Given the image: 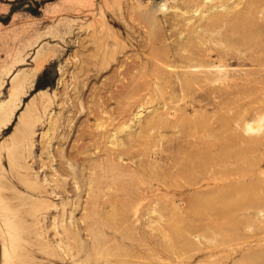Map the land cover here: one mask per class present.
<instances>
[{"label":"rangeland","instance_id":"obj_1","mask_svg":"<svg viewBox=\"0 0 264 264\" xmlns=\"http://www.w3.org/2000/svg\"><path fill=\"white\" fill-rule=\"evenodd\" d=\"M243 30L248 40H244ZM262 36L264 0H0V112L3 108L7 109L4 119L0 114V171L9 186H13L7 192H17L23 198L44 200L52 205L47 219L49 222H53L60 207L70 201L79 199V203L85 206L90 186L85 187L82 179L63 176L60 182L65 181V188H56L54 179L59 178L61 167L69 171L75 169L76 173L84 170L85 177L90 173L79 164L75 155L77 151H83L85 154L79 158L97 159V151L93 147L83 148L89 139L82 140L79 131L86 129L97 133L94 129L99 121L93 116V107L101 95L106 99L103 123L109 122L107 118L112 117L123 129L118 134L124 143L122 151L125 150L119 161L120 170L131 172L138 168L139 172L132 183L133 189L132 184L122 179V191L117 192L121 198L127 197L123 199L128 200L124 204V215L129 214L133 207L139 210V215H123L127 224L135 221L137 230L160 234L152 229L156 223L159 224L158 217L164 206L165 209H186L192 198L215 203L216 210L208 209L207 212L217 213V220H221L218 222L216 215L209 216V213L207 218L205 210L200 219L190 221L193 223L185 227L191 229L195 224L192 228L195 233L191 230L182 236L174 229V221L170 217V221L167 218L168 224L166 218L161 217L160 224L166 223V233L173 241L170 246L172 251L169 249L163 256L161 249L157 248L154 253L157 256L152 257L151 263L167 259L171 264H239L246 256L263 255L264 49L258 42ZM184 44L188 45L184 47ZM159 51L164 61L159 59L163 63L156 56ZM152 52L156 53L154 57L150 56L154 54ZM176 56L179 60L183 59L178 61ZM156 58L157 62L152 60ZM213 65L225 66L221 68V76L216 67L207 71ZM190 66L197 69H188ZM184 70L187 72L184 73ZM194 72L196 81L186 84L185 79ZM211 74L220 76L221 81L210 82L206 76ZM134 76L136 81H132ZM121 84H125L124 87ZM117 86L124 88L120 90L121 95L115 94L120 88L117 89ZM46 101L53 105L43 116H34L36 125L31 126L32 135L28 140L22 133L29 132L25 120L28 117L32 120L33 111ZM70 117L72 122L68 125L65 120ZM148 120L156 121L154 127L151 126L153 130L141 127ZM187 120L194 126H190ZM58 121L61 127L52 132L51 125ZM203 122H209L210 131ZM246 124L259 125V130L245 132ZM108 130L109 134H115L111 128ZM211 131V136L218 142V154L237 155V159L234 158L228 166L215 165V171L213 164L206 159L203 161L201 155H197L198 159L195 155L204 151L202 145L211 143L208 142ZM52 134L53 140H50L49 154L46 155L45 148ZM156 137L162 140L156 143ZM129 139L135 141L129 144L126 141ZM201 140H204L203 143H199ZM3 145L18 154L28 166L27 173H22V162L18 158L16 171H10L14 166H8L9 154L3 152ZM105 145L107 149L112 148L110 143ZM148 147L152 152L160 148L164 151L165 158L163 161L159 159L158 168L144 153ZM230 149L233 155L227 153ZM241 160L245 163L242 164ZM187 162H190L189 166ZM193 162L195 175L192 172ZM221 166L229 174L223 171V176ZM256 166L258 171H255ZM251 168V171L247 170ZM142 169L147 170L143 173ZM201 170L206 174L202 175ZM150 172L153 174L150 175ZM192 174L194 176L189 178L188 175ZM23 177L41 181L47 195L42 194L41 198L36 194L28 196L23 190L15 189L17 180ZM215 186L218 188L215 189ZM51 192L63 194L56 196ZM227 203L228 214L231 215L226 216L218 211V207ZM83 213H75V220H79ZM208 220L216 221L215 226L210 225L213 222ZM228 233H232L234 239ZM50 239L53 245L59 242L52 233ZM180 241L182 245L178 249ZM185 242L189 245L185 246ZM176 248L178 251L174 250Z\"/></svg>","mask_w":264,"mask_h":264},{"label":"bare ground","instance_id":"obj_2","mask_svg":"<svg viewBox=\"0 0 264 264\" xmlns=\"http://www.w3.org/2000/svg\"><path fill=\"white\" fill-rule=\"evenodd\" d=\"M234 19H235V17H234ZM232 21H235V20H232ZM213 23H214V21H213ZM206 26H208V23H207ZM241 34L244 37L247 36V33L244 30H243V33H241ZM189 39H190V37H189ZM245 39L248 40V37H245L244 40ZM250 40H251V38H250ZM227 42H229V41L227 40ZM258 42L260 43L261 46H263V49H264V36H262V39H260V41H258ZM185 44L182 45V46L186 47L188 45L187 44L185 46ZM231 44H233V43H231ZM234 45H236V44H234ZM192 47H193V44L191 45V48ZM188 48H190V47H188ZM188 48H186V49H188ZM188 52H187V54H188ZM153 53L154 52H152L151 54H153ZM158 53H159V55L157 54L156 56L158 57V59L159 58L161 59L162 57L160 56L161 55L160 51ZM155 54L156 53H154L153 55H150V56L154 57ZM190 54L191 53H189V55ZM219 57H221V56H219ZM196 58H198V57H196ZM158 59L156 58V59H152V60H154V61L156 60L155 62H157ZM182 59L183 58H181L180 60H182ZM149 60H150V58H149ZM161 60L164 61L163 59H161ZM161 60H160V62H161ZM180 60L178 58V61H180ZM174 61H176V60H174ZM166 62H168V61H166ZM161 63H163V62H161ZM171 63L172 62H170V64ZM182 63H184V62H182ZM201 64H202V62H201ZM196 65H197V63H196ZM215 67L220 70V71L217 70L216 72L220 73V76H221V73L223 72L221 68H223L225 66H221V65L209 66L207 71H209V68L211 70V68L214 69ZM160 68L161 67H159V70H160ZM176 68H179V67H176ZM193 68H196V67H191V66L188 67V69H193ZM82 69L83 68H81V70ZM183 69H184V67H183ZM168 71H170V70H168ZM174 71H176V70H174ZM183 72L186 73L187 71L185 72V70H184ZM140 73H141V70H140ZM179 73H182V72L179 71ZM128 74L129 73L127 72V75ZM155 74H156V72H155ZM162 74H164V73H162ZM139 75H141V74H139ZM142 75H141V77H142ZM131 76H133V75H131ZM136 76L138 77V75H136ZM164 76H165V74H164ZM220 76H218L217 74L215 76L207 75L206 78H209L210 82L211 81H213V82H218L219 81L220 82L221 79H222ZM177 77H179V75ZM196 77H197V75H195V72H194V75H191V76L187 77V79H185V83L187 84V83L195 82L196 81L195 80ZM151 78H153V77L151 76ZM132 79H133L132 81H134V79H135V81L137 80L135 76L132 77ZM142 79H146V78L142 77ZM170 79H171V76H170ZM182 79H184V77ZM139 80H140V78L138 79V81ZM167 80H168V82L171 81V80L169 81V79H167ZM181 80H179V82ZM223 80H224V78H223ZM129 81H131V80H129ZM203 81H205V80H203ZM157 82H158V80H157ZM134 83L136 84V82H134ZM164 83H162V84H164ZM185 83L183 82V85H185ZM204 83H206V82H204ZM204 83L201 84V85H204ZM197 84H200V83H197ZM124 85L125 84H123V85L121 84V86H123V87H124ZM121 86H117V89L120 87L119 90H116V88H115V90H116L115 94L116 95H121V91L120 90H121V88L124 89ZM157 86H158V84H157ZM186 88H188V87H186ZM165 90L166 89H164L163 91H165ZM185 90H187V89H185ZM154 91H156V90H154ZM163 91L161 93L162 96H163ZM155 93H157V92H155ZM161 94H160V97H161ZM172 98H170V99H172ZM105 100L106 99H103V97L100 95V97L97 98V101L95 102V105L93 107V116L95 117L96 121H99V124L97 125V128L94 129V131H96L97 133L88 132L86 129H82L81 131H79V135L82 138V140H85V138L89 139V142L87 144H84L83 148L86 149L87 147H93L97 151V153H96V158L97 159L96 160L89 159V158H83L82 159L81 157L79 158L78 156H82L83 154H85L83 151H77V154L75 155L76 160H79L78 161L79 164L81 166L85 167V170L89 171L90 173L88 174V176L85 177L83 175L84 170H81L80 172L76 173L75 169H71V168H73V166H71V168H70L71 171H69L67 168L61 167V171L59 172V178H57V180L54 179L56 181V183H54V184H56L55 185L56 188H65V185H64L65 181L60 182L61 178H63V176L71 177L74 180H77V179L80 178V179H82V181H84L85 187H89L90 186V188H89L90 192H88L89 198L85 202V206L84 207L79 203V199L77 201H75V202L70 201L67 204L62 205L60 207V209H59L57 217L55 219H53V222H49V221H47V219H48V215L51 213V209L50 208H52L53 206L48 204L44 200H30L27 197H24V198L21 197L22 195H18L17 192H7L10 189H12L13 186H11V185L9 186L7 179H5L2 176V172L0 171V264H153L151 262L153 260L152 257H154V256L156 257L157 256L156 254H154L156 252V249L160 248L161 249L160 252L163 254V256H166L168 251H169V249H170L171 244L173 243L172 239L166 233V228L167 227H166L165 224L167 223V218L170 221V219H169V217H170L171 220L174 221V227L175 228L173 227V223L172 222H169V223H172V227L175 230H177L182 236H184L186 233L190 232L192 230V228L195 226V224H194V226L191 227V229L190 228H185L187 225L190 226L193 223V222L190 223V221L195 220V219L196 220L200 219L202 217V214H205V213H203L205 210H206V215H204V216H206V217L208 215L210 216L211 214H214V212L213 213L211 212V214H210V211L209 212H207V211H208V209H214V205H216L215 203L212 204L211 202H207V201H204V200L200 201L199 199H193L192 198V200L188 203L186 209H182V210L181 209H177V208H171V209L167 208V209H165L166 206H164L163 210L160 212V216L158 217V223L159 224L156 223V226L152 229V231L159 232L160 234H153V232H150V233L148 232L147 233V232H145L144 229L143 230L142 229L141 230L140 229L137 230V227L135 228V223H136L135 221H132V222L130 221L131 223L128 222V224H127V219L125 217H126V215L128 213H125V215H124L123 210H124V204L126 202H128V200L127 199H123V198H127V197L121 198V196H119V194H117V192H121L122 191V179H126V181L128 183L132 184V183H134V181L136 179V176H138L139 172L137 173V169L138 168H135L131 172H129V171L123 172V171L120 170L121 165L119 164V161H120L121 156L123 155V152L125 150L122 151V146L124 145V143H123L122 140L119 139L118 134H121L123 132V129L119 128L117 120L112 118V117L107 118L109 120V122H104L103 123V121H102L103 115L106 114V110H105L106 102H105ZM51 105H53V103H51L49 101H46V103L42 104L41 106H39L38 108H36L33 111L32 120H29L30 117H28V119L25 120V123L27 124L26 128H29L27 130V131H29L27 134L25 133V131H22V133L24 134L25 138H28V140H29V138H31V135H32V132L30 130V129H32L31 126L32 125H36V123H35L36 119L34 118V116L36 114H38L40 116H43V114H46L48 108L50 109ZM138 108H140V107H138ZM1 111H2V113L0 112L1 117H2V119H4L3 116L7 114V109L3 108ZM114 114H116V113H114ZM197 117L198 116H196V118ZM196 118L194 119V122L196 121ZM2 119H1V121H2ZM157 119L159 120V118H157ZM70 120H71V117L70 118H66V120H65V121H67L68 125H69V123L72 122ZM179 120L181 121V119H179ZM198 120H200V115H199ZM1 121H0V123H1ZM163 122H164V120H163ZM163 122H161V123H163ZM187 122H189V121L187 120ZM198 122L199 121H197V123ZM154 123H156L155 120L154 121L153 120H150V121L148 120L145 123H143L144 125H141V127L142 128H150V130H151L154 127L153 126ZM189 123H190V126H194V125H192L191 122H189ZM203 123L205 124V122H203ZM105 124H108L107 127H104ZM171 124H172V122H171ZM175 124L178 125V123H175ZM175 124H172V125H175ZM208 124H209V122H208ZM208 124L206 123L205 127L207 128L208 131H210L209 130L210 129V126H209L210 124L209 125ZM197 125H199V123ZM151 126H153V127L151 128ZM60 127H61L60 121H58V122H56V123L51 125V129L50 130H52V132L58 131V129ZM110 128H111L112 131L115 132L114 135H112L111 133L110 134L108 133L109 132L108 129H110ZM158 128H160V127H158ZM192 128H194V127H192ZM197 129H198V127H197ZM161 130H164V128L161 129ZM244 130H245V132L254 131V130L256 131V130H259V125L258 126H248V124H246V125H244ZM146 131H148V130H146ZM193 132L194 131L192 130V133ZM197 134L198 133L196 132V135ZM201 134H203V133H201ZM213 134H215V133H213ZM194 135L195 134H193V136ZM211 135H212V131L209 133L208 137H210ZM111 136L113 137L112 140H110ZM19 138H22V136H20ZM157 138H159V137H156V139ZM199 138L197 140H199ZM28 140H27V142H28ZM50 140H53V134L49 136V140L47 141V148H45L46 151L44 152V153H46V155L49 154L48 149H49V145L51 143ZM160 140H162V139L160 138ZM160 140L157 139L156 143H157V141H160ZM197 140H196V142H197ZM126 141L129 144L130 143L132 144L135 140H130V141L126 140ZM203 141L199 142V143H203ZM209 141H211V143H209V145H206V144L202 145L204 151L201 152L200 154L195 153V155H196L197 159H198L197 155H201L202 159L204 158L203 161L206 159V161L208 160V163L213 164L214 170H213V167L211 168L213 171H215V167H216L215 165H224V166L226 165V166H228V165L231 164V162L233 160L237 159L236 158L237 155L235 153H234L235 155H233L231 149L229 151H227V153L233 155L232 157L222 156V155L218 154L219 152H218V150H216L217 146H218V142L216 140H214V138L212 136H211V140H208V142ZM106 143L107 144L110 143L112 145V148L107 149L106 145H105ZM160 144H162V141H161ZM197 144H196V146H197ZM153 146H154V142H153ZM200 146H201V144H200ZM2 148H3V152H6V154H9L8 155L7 164L10 167L12 165L14 166L10 170L12 173H14L15 168L19 164V163L18 164L16 163V160H17V158L19 160H21V158L18 156V154H16L13 151V149L11 147H9L7 145H3ZM8 149H12V151L8 150ZM160 149L161 150H154V152H152L151 151V147L150 148L148 147L146 152H144V153H146L148 158L153 160V164L154 165L153 164L152 165L155 166V167L159 165V159L162 160V159L165 158V155H163V153H164L163 149L162 148H160ZM198 150H199V148H198ZM139 152H140V150H139ZM201 156H199V160H201L200 159ZM101 157H103V158H101ZM238 158H240V157H238ZM193 159H195V158H193ZM20 162H22L21 166L23 167L22 168L23 169L22 173H27L28 172V166L23 162V160H21ZM187 163H188L187 166H189L190 162H187ZM239 163H236L235 165H238ZM241 163H242V160H241ZM244 163H242V164H244ZM202 165L203 164H201V166ZM247 165H249L248 162H247ZM193 166H195L194 162H193L192 167ZM196 167H197V165H196ZM206 167H207V165H206ZM221 167L223 168V166H221ZM156 168H158V167H156ZM207 168H209V167H207ZM143 170L144 169H142V172H143ZM145 170H147V169H145ZM145 170H144V172H146ZM148 170L150 171V169H148ZM189 170H192V169H189ZM202 170H201V174L205 175L206 173L203 174ZM247 170L251 171L252 168L251 169H247ZM247 170H245V171H247ZM221 171L223 172L224 168ZM225 171H226V169H225ZM253 171H254V169H253ZM255 171H258L257 170V166H256V170ZM192 172H194L193 174L195 175L194 167H193V171ZM224 172H223V174H224ZM152 174L150 172V175H152ZM183 174H185V172ZM193 174H192V176L188 175L189 178L193 177L194 176ZM225 174H229V172H227V173L225 172ZM225 174L223 176H225ZM188 176H186L185 179ZM226 177L229 178L228 175ZM226 177H223V178H226ZM146 178H147V180H149L151 178V176H150L149 179H148V177H146ZM189 178H187L186 180L189 181ZM206 178H208V177H206ZM210 178H212V177H210ZM212 179H214V178H212ZM206 180H208V179H206ZM221 180H223V179L221 178ZM199 182L200 181H198V183ZM48 184H50V182H48ZM192 184H196V182H194V183L192 182ZM133 186L134 185L132 184V186H131L132 189H133ZM216 186H215V189L218 188V187L216 188ZM196 187H198V186H196ZM202 188H204V187H201V189ZM15 189L23 190L28 196H31V195L34 196L36 194V195H38L37 197H40V198H41L42 194L47 195V193H48V192H45L44 188L42 187V182L41 181H39V182L30 181L26 177H23L20 180H17ZM215 189L213 190V188H212L213 191H215ZM105 190H109L108 191V192H110L109 194H111V192H114L115 194L113 195V193H112L111 195H108L107 194L108 192H103ZM193 190H194V188H193ZM197 190H199V189H197ZM208 190H210V188ZM212 190H211V192H213ZM125 192H126V190H125ZM51 193L52 194L55 193L56 196H57V195H59L62 192H51ZM45 195H43V196H45ZM48 197L51 198L50 196H48ZM16 199H18V202H15ZM229 201H230V199H229ZM228 205L229 204L227 203V204H224V205L218 207V209H219L218 211L220 213H223V215L227 216V214L230 212L229 208H228ZM232 205H234V203ZM54 208L57 209V207H54ZM231 208H233V207L231 206ZM126 209H129V208H126ZM214 210H216V209H214ZM53 212L54 211H52V213ZM77 212L78 213L79 212H84L79 220H75V213H77ZM129 212L134 214V215H139L138 214L139 210L137 209V207H133L132 211H129ZM207 213H209V214L207 215ZM129 214H128V216H129ZM144 214L145 213H143L142 216ZM216 214H214V216ZM123 215L125 217H123ZM134 215H132V217ZM228 215H231V214H228ZM209 216L207 218H209ZM211 216H213V215H211ZM161 217H163V218L165 217L166 218V220H165L166 223L165 224H162V225L160 224L161 223V220H160ZM206 217H205V219H206ZM216 217L219 218V216H217V215L215 216V218ZM128 218H130V217H128ZM133 218H131V219H133ZM218 218H216V220ZM135 219H137L136 216H135ZM224 219H225V217H224ZM208 221L210 222L212 220H208ZM220 221H218V222H220ZM139 222H140V219H139ZM212 222H213V224H210V225H214V222H216V221H212ZM169 226H171V224H169ZM196 227H198V226H196ZM217 227L220 228L219 226H217ZM148 228H149V226H148ZM214 228L216 229V227H214ZM236 228H238V227L236 226ZM204 229H205V227H204ZM174 232H176V231H174ZM51 233L53 234L54 237H57L58 240H59V242L57 244H55V245H53L51 243V239H50ZM193 233H195V232L193 231ZM169 234H172V233H169ZM180 234H178V236ZM204 234H206V233H204ZM228 234L232 235V233H228ZM181 235H180V237H181ZM180 237H179V239H180ZM203 237H204V239H206L204 235H203ZM232 238H233V235H232ZM176 240H178V239H176ZM185 241H187V240H185ZM213 242H212V244H214ZM185 244H186V242L184 243V245ZM180 245H182V242L177 247L178 249H179ZM187 245H189V243ZM187 245H185V246H187ZM262 245H264V244H262ZM205 246H207V245H205ZM172 247H175V246H172ZM177 248L174 249V250L178 251ZM263 248H264V246H263ZM172 257L173 256H171V258ZM156 264H171V262L167 261V259H165V260L156 262ZM179 264H184V263H179ZM239 264H264V254L263 255L246 256L243 259H241Z\"/></svg>","mask_w":264,"mask_h":264}]
</instances>
